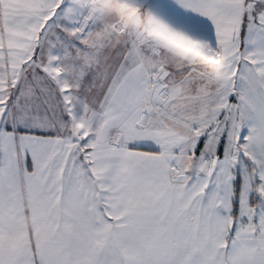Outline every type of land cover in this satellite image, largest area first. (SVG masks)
<instances>
[{
	"label": "snow or ice",
	"instance_id": "obj_1",
	"mask_svg": "<svg viewBox=\"0 0 264 264\" xmlns=\"http://www.w3.org/2000/svg\"><path fill=\"white\" fill-rule=\"evenodd\" d=\"M0 264H264V0H0Z\"/></svg>",
	"mask_w": 264,
	"mask_h": 264
}]
</instances>
